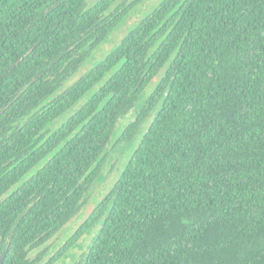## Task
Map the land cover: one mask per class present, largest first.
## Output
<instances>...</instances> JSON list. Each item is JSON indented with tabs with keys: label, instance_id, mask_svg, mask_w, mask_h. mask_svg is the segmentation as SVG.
Returning a JSON list of instances; mask_svg holds the SVG:
<instances>
[{
	"label": "trees",
	"instance_id": "1",
	"mask_svg": "<svg viewBox=\"0 0 264 264\" xmlns=\"http://www.w3.org/2000/svg\"><path fill=\"white\" fill-rule=\"evenodd\" d=\"M142 1L0 0L2 264L41 261L151 85L122 171L43 264L97 225L70 264H264V0H159L68 84Z\"/></svg>",
	"mask_w": 264,
	"mask_h": 264
},
{
	"label": "rangeland",
	"instance_id": "2",
	"mask_svg": "<svg viewBox=\"0 0 264 264\" xmlns=\"http://www.w3.org/2000/svg\"><path fill=\"white\" fill-rule=\"evenodd\" d=\"M95 1L96 0H87L89 3H93ZM131 1L132 0H118L117 3L129 4ZM158 2L159 0H143L139 5H137V7L132 9L127 19L111 34L110 40L102 45V47L94 53L92 60L81 67L75 76L68 82V84L75 81L92 64L94 60L102 57L104 53L109 48H111L114 43L119 41V39L127 32V29L130 25L138 21ZM151 87L152 85L148 87L145 93L143 92L144 94L142 93L140 95L138 101L132 109L121 115L117 120L112 131L113 138L111 137V141L105 149L101 171L89 189L85 192V202L80 207L78 213L72 217L70 221L63 225L45 245L31 252L32 256L42 252V259L38 264L47 262L49 258L62 250L71 234L80 226L85 218L95 210L97 202L102 199L104 194L109 190L112 183L122 171L126 161L135 148V145L137 146L141 136L143 135V132H145L144 130L152 121L158 108L152 106L148 110L146 115L138 122V126L133 131L132 135L126 136L120 141H118V137L122 136L126 127L136 119L141 109L147 106ZM97 229L98 225L90 229V231L83 233L77 239L75 245L72 244L68 248V255L62 256L61 259L54 262L53 264H70L73 259H78L81 256L85 246L96 233Z\"/></svg>",
	"mask_w": 264,
	"mask_h": 264
},
{
	"label": "water",
	"instance_id": "3",
	"mask_svg": "<svg viewBox=\"0 0 264 264\" xmlns=\"http://www.w3.org/2000/svg\"><path fill=\"white\" fill-rule=\"evenodd\" d=\"M4 257H5V251L3 250L2 253L0 254V264H2Z\"/></svg>",
	"mask_w": 264,
	"mask_h": 264
}]
</instances>
